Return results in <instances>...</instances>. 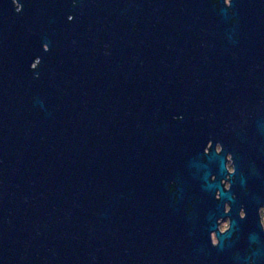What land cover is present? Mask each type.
<instances>
[{"label": "water", "instance_id": "water-1", "mask_svg": "<svg viewBox=\"0 0 264 264\" xmlns=\"http://www.w3.org/2000/svg\"><path fill=\"white\" fill-rule=\"evenodd\" d=\"M229 8L27 0L0 19V264H184L173 151L220 124L235 46L264 61V0Z\"/></svg>", "mask_w": 264, "mask_h": 264}, {"label": "flooded vegetation", "instance_id": "flooded-vegetation-1", "mask_svg": "<svg viewBox=\"0 0 264 264\" xmlns=\"http://www.w3.org/2000/svg\"><path fill=\"white\" fill-rule=\"evenodd\" d=\"M188 1L232 13L231 0ZM26 9L27 0H0V19L15 22ZM259 51L235 46V92L216 96L220 124L215 131L195 128L184 149L173 151L178 165L166 178V191L173 245L184 264H264V91L255 87L264 81V61L261 67L253 61ZM201 165L208 168L206 180L216 184L212 188L204 189Z\"/></svg>", "mask_w": 264, "mask_h": 264}]
</instances>
